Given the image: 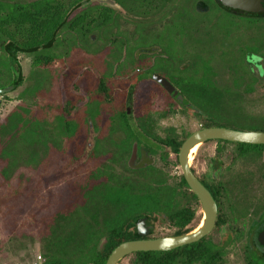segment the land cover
Here are the masks:
<instances>
[{
  "label": "flooded vegetation",
  "instance_id": "obj_1",
  "mask_svg": "<svg viewBox=\"0 0 264 264\" xmlns=\"http://www.w3.org/2000/svg\"><path fill=\"white\" fill-rule=\"evenodd\" d=\"M74 1L59 10L66 23L54 25L60 31L57 40L16 58L35 59L36 98L44 89V73L55 89L48 115L37 107L38 133L43 122L66 133L64 138L38 136V156L78 161L68 170L73 174L95 163L90 173L103 177L134 176L154 167L177 181L183 175L179 153L193 132L211 123L235 127L264 114V0ZM85 12L96 15L68 23ZM19 71L18 83L21 66ZM186 121L200 122L199 129L183 131ZM62 142L65 153L56 147ZM208 144L216 148L207 158V171L199 174L191 167L213 195L229 181L235 153L234 145L208 141L202 146ZM263 158L264 147L259 168ZM238 166L243 170L248 164ZM245 213L240 220L247 226L234 238L253 229L255 248L264 255V210L252 206ZM217 221L211 234L226 235L232 219L223 217L220 226Z\"/></svg>",
  "mask_w": 264,
  "mask_h": 264
},
{
  "label": "trees",
  "instance_id": "obj_2",
  "mask_svg": "<svg viewBox=\"0 0 264 264\" xmlns=\"http://www.w3.org/2000/svg\"><path fill=\"white\" fill-rule=\"evenodd\" d=\"M66 1L0 0V89L14 84L17 88L21 86L18 83L20 77L16 73L20 70L19 61L16 59L18 54H34L41 45L59 38L56 34L60 31L54 25L66 23L65 15L59 12L66 7ZM82 1L75 0L74 3ZM86 2L88 4L90 0ZM95 15L85 12L79 16L82 19H74L68 23L81 24L85 17ZM92 23L88 21L89 25ZM37 82L35 79V85L30 88L34 93ZM48 82L50 83V77L44 73L41 78L42 88ZM31 91L28 94L33 99L34 93L31 94ZM31 106L33 104L0 119V174L6 181L11 180L20 169L38 168L45 161L44 156H38V136L44 138L56 135L64 138L66 135L64 128L49 129L44 122L38 133L34 107L32 109ZM208 126L264 131V114L235 127L220 123H211ZM142 130L147 131V128ZM27 136L31 138L27 139ZM188 136L186 134L185 138ZM213 142L220 146L234 145L235 153L233 165L231 164L233 168L227 170V173L231 171L229 181L223 180L221 187L213 192L220 209L217 224L220 226L223 217L229 216L232 219L230 230L222 237L223 242L220 244L211 234L197 243L173 251L129 255L133 256L132 264H219L223 261L228 246L237 241L235 234H240L242 227L247 226L240 220L246 214L247 207L257 206L264 210V192L259 195L260 192L251 188L255 179L260 181L264 178V167L258 166L259 153L261 154L264 146L221 140ZM180 146L181 144L177 147ZM56 147L63 152L66 145L62 142ZM220 149L225 151L224 148ZM24 154L27 159L23 157ZM65 161L67 163L57 173L46 180L45 177L42 178L45 183L68 176L70 172L65 171L78 162L73 159ZM242 162H246L249 168L242 170L238 166ZM102 177L100 174H90L86 182L73 181L66 195L65 192L61 193L59 200L62 204L44 221L46 229L42 239L43 264H106L117 246L141 238L136 230V223L144 217H149L154 224L161 218L175 229L173 236L187 234L195 229V208L200 201L183 175L173 181L160 169L150 167L149 171L137 172L134 176ZM16 193L18 194L17 191ZM4 201L0 196V203ZM24 211L21 207L18 213ZM224 221L223 223H227ZM246 264H264V255L250 254Z\"/></svg>",
  "mask_w": 264,
  "mask_h": 264
},
{
  "label": "rangeland",
  "instance_id": "obj_3",
  "mask_svg": "<svg viewBox=\"0 0 264 264\" xmlns=\"http://www.w3.org/2000/svg\"><path fill=\"white\" fill-rule=\"evenodd\" d=\"M24 57V55H21V59H19L22 75L21 87L7 94L0 95V119H5L11 113L22 107H30L32 104L34 109L32 106L31 108L34 110L35 116L38 105H40L42 113H47L48 115L50 99L55 96V89L48 82L40 98H36L37 95L30 90L35 85L36 68L32 59H24ZM29 90L31 94L34 93L33 99L28 94L30 93ZM262 112L264 113V108ZM199 124L200 122L197 121H186L183 123L182 130L185 132L197 130L199 129ZM26 138H31V136ZM215 148L214 144L201 145L190 157L191 166L199 171V174L207 171V158L214 154ZM65 151L66 148L63 153ZM23 157L25 159L28 158L26 154ZM65 160H68V158L64 155L60 157L59 155H52V157L45 158V161L38 168L20 169L9 181L3 179L0 174V196L5 200L0 203V264H32L42 263L44 260V245L42 242L45 235L43 232L46 229L44 221L47 220V217L57 206L62 204L59 200L61 193L65 192L64 195H66V191L72 186L73 181L86 182L91 174V168L95 164L86 166V169L79 174H73L66 170V173L70 172L67 174L68 176L58 181L45 183L42 178L45 177L46 180L57 173L67 163ZM262 161L264 162V158ZM179 172L180 169L175 164L172 173L177 175ZM251 188L260 192L259 195L262 194L264 192V181L255 179ZM10 196H12V199ZM21 207L25 209L24 213H18ZM198 215L193 228H197L203 219L204 213L200 207L198 208ZM155 225L154 237H170L175 232V229L168 223L163 222L161 218ZM255 234V231L250 229L248 234L244 237L241 236L240 239L235 241V244L228 246L225 257L219 264H246L251 250L263 256L255 248L257 245L254 242V240L256 241ZM223 236L225 234L221 235L220 231H218L214 239L222 243ZM230 238H232V235ZM245 246L248 249L250 248V250L245 248ZM260 251L264 252L263 250ZM132 261L133 256H129L119 264H132Z\"/></svg>",
  "mask_w": 264,
  "mask_h": 264
},
{
  "label": "water",
  "instance_id": "obj_4",
  "mask_svg": "<svg viewBox=\"0 0 264 264\" xmlns=\"http://www.w3.org/2000/svg\"><path fill=\"white\" fill-rule=\"evenodd\" d=\"M94 1L98 0H90V2ZM15 88L16 85L14 84L0 89V95L7 94ZM216 140L250 145H264V131H241L226 127H207L193 132L181 147L179 162L186 182L191 191L198 197L203 209L204 215L199 226L187 234L154 238L150 236L154 234L156 225L150 222L149 217L141 218L136 223V230L141 238L127 241L117 246L110 254L106 264H119L127 256L139 252L173 251L197 243L213 232L218 218V205L212 193L193 173L190 157L195 148L198 149L204 143ZM260 239L262 241L264 240V231L261 232Z\"/></svg>",
  "mask_w": 264,
  "mask_h": 264
},
{
  "label": "bare ground",
  "instance_id": "obj_5",
  "mask_svg": "<svg viewBox=\"0 0 264 264\" xmlns=\"http://www.w3.org/2000/svg\"><path fill=\"white\" fill-rule=\"evenodd\" d=\"M196 149H197V148H195V149L193 150L192 154L195 153Z\"/></svg>",
  "mask_w": 264,
  "mask_h": 264
}]
</instances>
